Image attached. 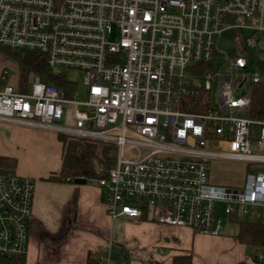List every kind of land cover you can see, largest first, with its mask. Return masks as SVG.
I'll list each match as a JSON object with an SVG mask.
<instances>
[{
  "label": "built area",
  "instance_id": "1",
  "mask_svg": "<svg viewBox=\"0 0 264 264\" xmlns=\"http://www.w3.org/2000/svg\"><path fill=\"white\" fill-rule=\"evenodd\" d=\"M230 30L248 32L236 53L218 47ZM0 48L82 74V98L72 81L65 97L38 76L21 90L1 68L0 125L113 150L96 185L118 233L129 221L216 237L231 216L264 207V120L249 117L264 74V0H0ZM221 160L250 166L241 188L211 183ZM34 190L0 171V259L26 256ZM98 262L124 264L111 243Z\"/></svg>",
  "mask_w": 264,
  "mask_h": 264
},
{
  "label": "crops",
  "instance_id": "2",
  "mask_svg": "<svg viewBox=\"0 0 264 264\" xmlns=\"http://www.w3.org/2000/svg\"><path fill=\"white\" fill-rule=\"evenodd\" d=\"M62 155L63 144L52 133L0 125V157L14 160V172L35 182L25 264H87L90 253H102L109 243L120 249L121 233L107 217L98 187L47 180L60 172ZM241 216L234 224L226 222L216 237L155 223L125 224L128 231L138 230L146 245L161 247L156 258L149 254L152 264H172L174 257L186 255L191 256V264H260L256 257L264 247L243 245L236 239L238 224L247 222ZM257 222L264 220L248 223ZM125 255L122 260L117 255L116 260L130 259Z\"/></svg>",
  "mask_w": 264,
  "mask_h": 264
},
{
  "label": "trees",
  "instance_id": "3",
  "mask_svg": "<svg viewBox=\"0 0 264 264\" xmlns=\"http://www.w3.org/2000/svg\"><path fill=\"white\" fill-rule=\"evenodd\" d=\"M0 53H3L6 59L11 60L18 66L23 86L28 78L38 76L44 82L55 84L62 89L65 97L71 95V84L64 75L51 72L42 55L35 52L13 51L2 48H0ZM249 117L264 120V74L260 84L252 89ZM59 140L63 144L62 167L58 174L50 175L48 181L64 182L67 179L74 181L76 178H85L87 182L97 181L105 177L108 170L114 165V152L109 148L102 147L104 149H102L99 159L96 154L97 147H100L99 144L65 137H59ZM96 163L101 166L100 169L96 167ZM14 168V160L0 157L1 172H14ZM236 239L243 245L264 247V223L240 222ZM127 261L129 259H125L123 262ZM0 264H25V261L24 259H0ZM87 264H99L98 253H90ZM172 264H191V256L174 257Z\"/></svg>",
  "mask_w": 264,
  "mask_h": 264
},
{
  "label": "rangeland",
  "instance_id": "4",
  "mask_svg": "<svg viewBox=\"0 0 264 264\" xmlns=\"http://www.w3.org/2000/svg\"><path fill=\"white\" fill-rule=\"evenodd\" d=\"M240 32L241 35H239V37H237V32L234 30L223 32L218 44L219 49L225 53H236L238 49L236 43L239 42V40L245 41V39L248 36L247 31L242 30ZM223 64H224L223 59H219V58L215 59L213 62L214 72H217L219 69L223 68ZM3 67L12 72L14 81L16 79L17 84L20 86L19 88L22 89L23 85L21 84L22 82L19 75L20 70L18 66L11 60L6 59L3 53L2 54L0 53V69ZM54 72L64 75L67 81H72L77 86L80 96L79 98H82V96L84 95L83 93L84 87H83V76L80 72L66 71L60 69H55ZM32 77L33 76H31L30 78ZM30 78H28L26 82ZM64 123H66L65 120L62 121L61 125H63ZM102 147L103 146L100 145V147H97L96 149V154L99 156V159L101 157L102 149L105 148ZM95 165L98 169L101 168V166L98 163H96ZM209 168H210L209 174H210L211 183L217 186H223L225 188H241L245 182L247 175L250 172V166L247 163L240 161H231V160L210 162ZM87 185L97 187L96 180L88 181ZM248 210H249L248 217L241 216L242 220L247 222L264 220V209L260 210L256 208H248ZM232 217L234 219L239 218L238 215H233L231 216V218ZM148 223L154 224L152 222H148ZM121 229L122 230L120 234V249L118 248V246L117 247L113 246L112 256L115 259H119L118 256L120 255V260H122L124 256H126L125 255L126 253L129 254L128 257H130L127 264H129L130 262H134L136 264H152L148 259L149 254L154 258H156V256H159L158 251L161 247L156 246L153 249L152 248L153 245L150 246L146 245L148 241L145 243L144 239L142 238V235H139V231L136 229L128 231V229H126L125 222L122 223ZM150 248H152V250ZM122 249L125 251H123ZM119 251L120 254L118 253Z\"/></svg>",
  "mask_w": 264,
  "mask_h": 264
},
{
  "label": "water",
  "instance_id": "5",
  "mask_svg": "<svg viewBox=\"0 0 264 264\" xmlns=\"http://www.w3.org/2000/svg\"><path fill=\"white\" fill-rule=\"evenodd\" d=\"M253 169H256V170H263V167L261 166H256V167H253ZM74 184L76 185H85L87 183V180L85 178H76L74 179Z\"/></svg>",
  "mask_w": 264,
  "mask_h": 264
}]
</instances>
